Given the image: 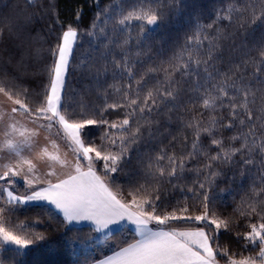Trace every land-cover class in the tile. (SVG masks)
Returning a JSON list of instances; mask_svg holds the SVG:
<instances>
[{"label": "snow or ice", "instance_id": "1", "mask_svg": "<svg viewBox=\"0 0 264 264\" xmlns=\"http://www.w3.org/2000/svg\"><path fill=\"white\" fill-rule=\"evenodd\" d=\"M185 14L182 40L146 43ZM83 19L0 12V264H264V0Z\"/></svg>", "mask_w": 264, "mask_h": 264}, {"label": "trees", "instance_id": "2", "mask_svg": "<svg viewBox=\"0 0 264 264\" xmlns=\"http://www.w3.org/2000/svg\"><path fill=\"white\" fill-rule=\"evenodd\" d=\"M99 2L101 6H104L108 3V0H51L56 8L59 10L60 18L62 20L67 21L68 19L74 16L75 10L83 6L84 9V19L82 21L81 27H87L89 24V17L93 15L94 6ZM114 2H119V0H114ZM26 0H0V12H8L15 5L20 4L24 5ZM35 4H44L46 6L47 0H33ZM193 0H189V4L191 5ZM196 3L199 5H207L208 9L214 6L215 0H196ZM190 20L187 14L173 15V17L162 24L159 28L155 30L152 34V37L146 43L151 46L154 50L156 48H170L173 44H175L179 38V40L183 39V35L186 31L190 29ZM51 18L48 15H44L41 19H36L33 21V25L35 28L40 29L45 24H50ZM259 39V31L256 36L253 38L254 41ZM10 43V40L7 36H5L3 43H0V48H3L7 44ZM84 48H87V44L84 45ZM71 85L70 87H74L77 90H80L83 85V81L80 79L78 73H73L70 77ZM91 99L95 101L96 97L93 93H89ZM223 186V185H221ZM41 231L43 229H37ZM54 243V241H53ZM103 243V242H101ZM44 247L37 248L27 257L23 259L26 261V264H41V262L51 259ZM223 264V262H222Z\"/></svg>", "mask_w": 264, "mask_h": 264}]
</instances>
